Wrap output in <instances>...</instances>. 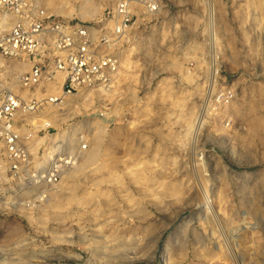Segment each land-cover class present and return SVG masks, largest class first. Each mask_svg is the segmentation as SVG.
Masks as SVG:
<instances>
[{"label": "rangeland", "instance_id": "374dc122", "mask_svg": "<svg viewBox=\"0 0 264 264\" xmlns=\"http://www.w3.org/2000/svg\"><path fill=\"white\" fill-rule=\"evenodd\" d=\"M157 2L115 50L108 88L19 114L34 155L79 135L86 147L46 200L13 208L0 194V264H264V5ZM114 3L41 0L84 22ZM212 78L235 96L197 124Z\"/></svg>", "mask_w": 264, "mask_h": 264}, {"label": "built area", "instance_id": "2783aa9c", "mask_svg": "<svg viewBox=\"0 0 264 264\" xmlns=\"http://www.w3.org/2000/svg\"><path fill=\"white\" fill-rule=\"evenodd\" d=\"M261 3L264 5V0ZM158 10L157 0H115L106 21L84 22L48 12L37 0H0V23L4 17L9 23L0 31V194L14 193L6 204L16 208L46 200L86 147L79 135L74 147L63 138L34 155L29 149L34 131L20 133L19 114L34 113L48 103L62 104L66 96L84 88H108L119 65L115 50L137 13L153 16ZM7 59L27 61L29 68L19 74L11 72ZM57 74L62 76L60 91L46 95L47 84L55 83ZM10 76L21 90L30 92L41 86L45 91L22 96ZM213 83L212 78L200 101L199 123L235 96L231 86L213 88ZM44 128L49 130L50 125Z\"/></svg>", "mask_w": 264, "mask_h": 264}, {"label": "bare ground", "instance_id": "6f19581e", "mask_svg": "<svg viewBox=\"0 0 264 264\" xmlns=\"http://www.w3.org/2000/svg\"><path fill=\"white\" fill-rule=\"evenodd\" d=\"M39 3H40V5H41V0H37ZM211 0H208V3L210 4L211 2H210ZM262 4V3H261ZM212 5V4H211ZM45 6L46 7H49L50 9H52V11H55L56 9H54V8H51V6L49 5V3H47L46 2V4H45ZM210 6V5H209ZM44 7V6H43ZM211 12V15H212V11H210ZM210 29H212V24H213V18H212V16H210ZM9 26V23L7 22V20H6V17H4L3 18V22L2 23H0V31L1 30H3V29H6L7 27ZM212 39H214V34H211L210 35V40H212ZM213 41V40H212ZM212 51V50H211ZM214 51V50H213ZM23 61H21V62H19L18 63V61H16V63H15V66H14V68L17 70V71H23V70H25L26 69V65H25V63H22ZM7 67V66H6ZM11 69V68H10ZM215 70V69H214ZM18 74V73H17ZM57 75H59L60 76V82H59V87L57 88V91L56 92H53L52 93V95H56L59 91H60V84H61V81H62V76L60 75V74H57ZM214 76V75H213ZM55 78H56V76H55ZM56 80V79H55ZM102 89V88H101ZM24 90V89H23ZM28 91V90H27ZM23 96V95H22ZM197 124H198V122H196ZM196 124V125H197ZM44 126L43 127H45L46 125H50V123L49 122H45L44 124H43ZM197 129V126H196V128H193V129H191L190 128V131H195ZM23 130V129H22ZM196 132V131H195ZM191 133V132H190ZM194 133V132H193Z\"/></svg>", "mask_w": 264, "mask_h": 264}, {"label": "crops", "instance_id": "0c3cea01", "mask_svg": "<svg viewBox=\"0 0 264 264\" xmlns=\"http://www.w3.org/2000/svg\"><path fill=\"white\" fill-rule=\"evenodd\" d=\"M19 62H21V61H18V63ZM15 63L16 62H7V60L5 61V64H6V66H7V68H8V70L9 71H11V72H14V73H22V72H24V71H26V70H28V68H29V63L27 62V61H24V62H22V63H25V65H26V69L25 70H23V71H17L15 68H14V66H15ZM11 68V69H10ZM56 81H57V85L55 86V88H54V90H51V92H56L57 91V88L59 87V82H60V76L59 75H56ZM55 81V82H56ZM21 92V91H20ZM21 95H22V92L20 93ZM26 96H27V93H26Z\"/></svg>", "mask_w": 264, "mask_h": 264}]
</instances>
